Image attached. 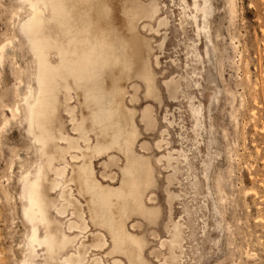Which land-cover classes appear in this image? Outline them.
I'll list each match as a JSON object with an SVG mask.
<instances>
[{
  "label": "bare ground",
  "instance_id": "1",
  "mask_svg": "<svg viewBox=\"0 0 264 264\" xmlns=\"http://www.w3.org/2000/svg\"><path fill=\"white\" fill-rule=\"evenodd\" d=\"M23 1L29 4L30 14L22 20L20 30L36 65V91L29 94L32 101L27 106L26 121L39 147L35 172L21 178L23 215L29 224L23 264H149L145 257L147 242L129 229V221L141 217L155 224L161 216V209L153 204L157 186L154 163L137 150L141 136L139 113L146 131L155 128L156 118L153 107L144 106L138 111L136 104L141 89L146 99L161 104L162 98L153 65H159V58L155 57L154 62L151 39L141 36L139 29L142 23L143 31L159 34L169 27V19L161 18L159 0H122L123 5H128L122 7L125 23L109 31L97 24L103 11L100 5L107 0ZM180 1L179 26L184 34L191 27L196 37L185 43L187 59L195 66L188 68L186 75L165 81L171 100L179 98L183 81L193 88L200 86L197 77L202 74L197 73V64L203 68L204 56L197 41L202 35L209 63L215 53L209 26L212 0ZM227 1L233 16L234 0ZM161 39L157 45L163 50L167 34ZM6 49L7 46L0 47V61ZM101 81L104 87L98 86ZM183 95L189 98L185 92ZM194 100L190 99L189 111L199 137L204 111ZM18 110L17 107L15 113ZM63 112L67 121L62 118ZM166 120L168 115L163 121ZM173 124L176 123L169 121L170 127ZM166 133L163 130L162 135ZM163 142L164 138L157 143L158 149ZM141 150L147 151V145H142ZM173 153L169 151L157 159L158 164L165 160L166 168L174 171L168 185L183 170L181 159L188 161L185 152L175 151L176 156ZM105 156L106 170L118 169V173L102 174L109 183L99 180L95 170L96 161ZM189 162L188 170L193 174ZM203 167L204 180L195 176L191 184L197 197L208 200L210 159L203 162ZM166 192L170 206L181 197ZM166 229L171 236L162 244L169 252L165 263L180 264L184 224L175 221Z\"/></svg>",
  "mask_w": 264,
  "mask_h": 264
},
{
  "label": "rangeland",
  "instance_id": "2",
  "mask_svg": "<svg viewBox=\"0 0 264 264\" xmlns=\"http://www.w3.org/2000/svg\"><path fill=\"white\" fill-rule=\"evenodd\" d=\"M119 2L123 5L122 0ZM159 2L161 18L168 17L169 27L156 34L143 31L141 23L139 32L151 39L153 60L159 58V65H153L162 103L146 99L141 89L136 106L138 111L153 107L156 118L155 128L146 131L139 113L141 136L137 150L154 163L157 186L153 204L161 209V216L155 224L133 217L129 229L145 238L149 264H166L169 252L162 244L170 240L166 227L175 221L183 223L185 230L180 264H264V0H234L233 16L227 0H212L209 26L215 55L209 63L202 35L197 41L204 56L203 68L197 64V73L202 74L197 77L200 86L193 88L183 81L177 100L168 98L164 83L186 75L187 69L195 66L187 59L185 43L196 37L191 27L184 34L179 26L180 0ZM29 14V4L23 0H0V47L7 46L0 61V264H23L26 259L29 224L23 215L21 178L33 174L39 163V147L29 134L26 121L27 106L32 101L29 94L36 91V65L20 30L22 20ZM165 34L167 40L160 50L158 45ZM184 92L189 98L184 97ZM191 98H195L196 105L203 106L204 124L198 131L199 137L189 111ZM165 113L168 120L163 121ZM67 117L63 112L64 121ZM169 121L176 124L170 127ZM66 127L70 131L69 123ZM163 130L167 131L164 135ZM163 138L165 143L158 149L156 145ZM144 144L147 151L141 150ZM169 151L175 156V151L188 156L187 162L181 159L183 170L171 185L168 178L174 171L166 168L163 159L157 163L158 157L161 159ZM208 159L211 195L206 200L195 195L191 183L195 176L204 180L203 162ZM107 161L105 156L95 163L96 175L105 183L110 181L102 174L118 173L116 167L106 170ZM188 162L193 174L188 170ZM167 190L181 195L171 206ZM133 225L136 227L132 228Z\"/></svg>",
  "mask_w": 264,
  "mask_h": 264
},
{
  "label": "snow or ice",
  "instance_id": "3",
  "mask_svg": "<svg viewBox=\"0 0 264 264\" xmlns=\"http://www.w3.org/2000/svg\"><path fill=\"white\" fill-rule=\"evenodd\" d=\"M103 9L101 18L97 21V24L106 30H115L121 28L125 21L123 20L121 14V8H128V5H121L119 0H107L106 3L100 5ZM35 8V5H33ZM99 87H104L101 81L98 85Z\"/></svg>",
  "mask_w": 264,
  "mask_h": 264
}]
</instances>
